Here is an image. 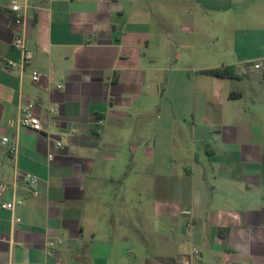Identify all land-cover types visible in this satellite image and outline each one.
Returning <instances> with one entry per match:
<instances>
[{
  "label": "crops",
  "instance_id": "crops-1",
  "mask_svg": "<svg viewBox=\"0 0 264 264\" xmlns=\"http://www.w3.org/2000/svg\"><path fill=\"white\" fill-rule=\"evenodd\" d=\"M10 1L0 264H264V0H28L23 75Z\"/></svg>",
  "mask_w": 264,
  "mask_h": 264
},
{
  "label": "built area",
  "instance_id": "built-area-1",
  "mask_svg": "<svg viewBox=\"0 0 264 264\" xmlns=\"http://www.w3.org/2000/svg\"><path fill=\"white\" fill-rule=\"evenodd\" d=\"M24 3L20 4L19 0H11L10 1V8L13 13L17 15L16 24L18 25L20 32L16 33L12 39V47L20 52L21 54V61L19 64H15L10 62L8 64L9 68H19L21 74L23 75L24 70L28 66V63L34 58V52L29 48L27 42V18L28 13L30 10V6L28 0H23ZM256 69H259L260 66H255ZM40 76L38 72H33L32 80L34 82H38ZM55 109H51V112H55ZM17 123L19 127L31 129L34 132L41 133L44 131V123L39 116L27 114V115H20L17 119ZM1 144L3 146L8 147L10 157L13 161H16L19 152V143L16 140H12L8 137H4L1 139ZM52 159V157H50ZM21 177L25 182H27L33 189L36 187L38 179L37 177L30 175V174H23L19 171L16 172V178ZM34 194L37 195V191H34ZM22 202L18 200H13L11 202L2 203V208L8 211H11L15 214L16 209ZM15 223H21V219L16 218L14 219ZM194 254L196 256L200 255L199 250H195Z\"/></svg>",
  "mask_w": 264,
  "mask_h": 264
},
{
  "label": "trees",
  "instance_id": "trees-1",
  "mask_svg": "<svg viewBox=\"0 0 264 264\" xmlns=\"http://www.w3.org/2000/svg\"><path fill=\"white\" fill-rule=\"evenodd\" d=\"M238 68L237 67H225V68H218V69H213L209 71H204V74L210 75L215 78H221V79H238L242 78L244 75L243 74H238ZM241 95L238 93H231L230 98L232 99H237Z\"/></svg>",
  "mask_w": 264,
  "mask_h": 264
},
{
  "label": "rangeland",
  "instance_id": "rangeland-1",
  "mask_svg": "<svg viewBox=\"0 0 264 264\" xmlns=\"http://www.w3.org/2000/svg\"><path fill=\"white\" fill-rule=\"evenodd\" d=\"M185 75H192L193 77H195V73L194 72H190V73H184ZM173 75H178L177 77H180V74H173ZM182 75V74H181Z\"/></svg>",
  "mask_w": 264,
  "mask_h": 264
}]
</instances>
